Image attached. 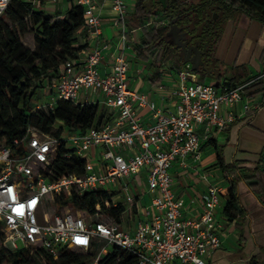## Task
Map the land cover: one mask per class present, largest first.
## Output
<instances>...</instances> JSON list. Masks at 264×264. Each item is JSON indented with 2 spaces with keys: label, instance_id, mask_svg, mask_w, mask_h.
Here are the masks:
<instances>
[{
  "label": "built area",
  "instance_id": "obj_1",
  "mask_svg": "<svg viewBox=\"0 0 264 264\" xmlns=\"http://www.w3.org/2000/svg\"><path fill=\"white\" fill-rule=\"evenodd\" d=\"M72 1L82 6L84 25L98 35L101 19L94 0ZM10 2L0 0V20ZM127 7L126 0H112V23L120 29L123 40L127 30L122 20ZM108 45L105 42L91 48L82 59L66 60L59 77L51 83L54 102H79L83 98L81 103H98L110 114L107 122L74 131L56 123L54 130L62 127L59 135L28 126L21 139L0 147L4 245L10 250L42 248L54 257L64 248L91 253L96 248L92 264L112 246L135 254L136 264H207V258L220 247L225 230L217 218L224 186L208 184L198 196L200 211L184 217L185 207L173 190L170 168L175 161L186 167L188 156L194 161L200 159L197 126H203L205 131L223 129L235 120L234 106L242 99L244 87L264 78V72L218 87L199 81L191 65L184 63L177 71L176 108L165 112L129 87L124 52L114 55L109 72L101 73ZM138 108L150 111V123H142ZM223 109L225 115L221 113ZM60 146L65 150L63 159L72 168L61 174L56 168ZM73 157L84 160L81 169ZM138 184L144 185L149 202L139 210L133 227L116 222L102 210L94 214L82 210L83 215L63 211L71 204L59 205L55 201L63 195L104 191L108 195L104 206L122 204L127 209L142 196L134 194Z\"/></svg>",
  "mask_w": 264,
  "mask_h": 264
},
{
  "label": "trees",
  "instance_id": "obj_2",
  "mask_svg": "<svg viewBox=\"0 0 264 264\" xmlns=\"http://www.w3.org/2000/svg\"><path fill=\"white\" fill-rule=\"evenodd\" d=\"M45 1L48 0H11L0 20V147L11 146L14 140L21 139L28 126L43 133L59 135L62 127L54 130L57 121L67 130L74 131L91 126L100 127L110 119L108 110L93 102L57 100L54 108L48 111L38 110L33 106L37 88H41L44 81L50 85L59 77L61 64L68 59L78 58L79 52L85 47L75 45V32L84 25L82 6L71 3L62 14H51L37 9V5ZM239 11L264 23V0H165L164 4L158 0H136L134 10L125 15L122 23L129 29H142L140 44L136 46V50L141 57H148L145 53L148 51L155 67L152 79L157 80L161 63L167 61L175 69H180L184 64L183 54L169 36V21L176 17V23L188 32V40L199 41L207 67L206 71L199 72L200 77L204 78L213 66V47L224 23ZM214 14L216 18L213 17ZM156 17L167 22L158 24L154 21ZM28 33L33 34V48L26 46L21 40V36ZM241 70L236 69L225 85H234L248 79L246 76L244 78ZM243 91L248 97L264 92V79L252 81ZM64 152V148L60 146L56 164L59 174L72 170L63 159ZM72 160L81 169L84 160L74 157ZM217 161L226 172H234V168L225 163L220 154L217 155ZM255 176L245 178L251 179L249 185L256 189L258 180L253 181ZM235 187L233 178L221 192V197L226 199L223 214L228 220L241 215ZM107 197L104 191H92L81 195L59 196L55 201L59 205L70 203L90 214L102 210L116 222L122 223V216L127 209L122 204L116 207L104 206ZM132 207L136 213V207ZM35 258L42 259V264H92L93 256L91 252L82 254L69 248L62 249L57 257L42 248L32 251L27 248L10 250L4 245V234L0 232V264H32ZM136 263L135 254L112 246L96 264ZM247 264H264V258L252 256Z\"/></svg>",
  "mask_w": 264,
  "mask_h": 264
},
{
  "label": "crops",
  "instance_id": "obj_3",
  "mask_svg": "<svg viewBox=\"0 0 264 264\" xmlns=\"http://www.w3.org/2000/svg\"><path fill=\"white\" fill-rule=\"evenodd\" d=\"M94 2L101 19L100 33L92 34L85 25L76 30L75 45H85L78 58L82 59L85 52L107 42L109 45L104 50L100 64L101 73L109 72L114 55L124 52L128 63L129 87L144 94L148 101L165 112L174 111L177 104L174 92L179 69L173 68L167 61L163 62L159 67V78L153 80L155 67L152 57L148 51H145L148 57H141L136 50V46L140 44L142 29L126 27L127 33L123 40L120 29L112 23L115 14L111 8L112 0ZM126 2L129 14L134 10L136 0ZM71 3L72 0H48L42 7L48 10L47 13L62 14ZM212 53L214 63L204 78L200 77V71H195L199 81L221 87L231 79L236 69H242L244 78L264 72V23L239 11L224 23ZM78 101L82 102L83 98ZM246 104L249 105L248 109ZM221 113L225 115L226 110L223 109ZM234 113L236 119L223 129L211 128L205 131L203 126H197L201 137L200 159L194 161L188 156L185 159L186 167L175 161L170 168L173 190L185 207L184 217L200 211L198 196L206 190L208 184L225 187L228 179H235L241 215L228 220L223 214L226 199H221L217 218L223 222L225 230L221 235L220 247L207 258V264H247L252 256L264 258V92L252 97L244 94L234 106ZM137 114L143 124L150 123V111L147 108H138ZM218 154L234 168V172L228 173L220 167ZM252 175H256L253 181L258 180L256 189L249 185L251 179L245 178ZM135 188V195L142 193L141 198H136L132 203L136 207V222L139 210L149 202V195L144 192L143 184H138ZM146 196L148 198L144 201Z\"/></svg>",
  "mask_w": 264,
  "mask_h": 264
},
{
  "label": "rangeland",
  "instance_id": "obj_4",
  "mask_svg": "<svg viewBox=\"0 0 264 264\" xmlns=\"http://www.w3.org/2000/svg\"><path fill=\"white\" fill-rule=\"evenodd\" d=\"M47 1H45L44 3L40 4L39 7L37 9L42 10L44 13H47V9L45 7H42V5L46 4ZM50 3H53V1H50ZM3 20H5V18H3ZM155 22L159 23H166V20H162V18L160 17H156L154 19ZM21 40L22 42L26 45L29 46L31 48H33L34 45V39H33V34L28 33L25 35L21 36ZM34 103L33 106L36 107L38 110H44V111H48L49 109L54 108L55 106V98H54V89L51 87V84H47L46 81H44L43 86L41 88H37V94L34 97ZM100 108H103V106L101 105ZM61 122L57 121V125H60ZM148 198V196H146L145 200ZM63 211H69V212H73V213H78L83 215V211L81 209H76L74 208L72 205H69L67 208L62 209ZM135 212H133V207L132 204L130 205V207H128L127 212L122 216V224L125 226H129V227H133L134 223H135ZM0 232H3L0 226ZM4 234V232H3ZM4 239H5V234H4ZM17 244L19 247H21L22 243L18 240ZM96 248L92 249V253L91 255L94 257H96L97 252L95 251ZM74 251L78 252V253H82V254H88L89 250H84L81 248H76L74 249ZM92 259V260H93ZM42 259H33L32 264H42Z\"/></svg>",
  "mask_w": 264,
  "mask_h": 264
},
{
  "label": "water",
  "instance_id": "obj_5",
  "mask_svg": "<svg viewBox=\"0 0 264 264\" xmlns=\"http://www.w3.org/2000/svg\"><path fill=\"white\" fill-rule=\"evenodd\" d=\"M164 4L165 0H158ZM176 17L169 21V36L176 47L179 48L180 52L184 56V63H189L191 69L195 71H206V65L203 60V50L199 48V41L195 39L193 43H189L186 38L188 35L187 31H181L182 27L176 23Z\"/></svg>",
  "mask_w": 264,
  "mask_h": 264
},
{
  "label": "flooded vegetation",
  "instance_id": "obj_6",
  "mask_svg": "<svg viewBox=\"0 0 264 264\" xmlns=\"http://www.w3.org/2000/svg\"><path fill=\"white\" fill-rule=\"evenodd\" d=\"M214 18H216L217 16L214 14V16H213ZM181 31H184L183 29H181ZM187 38V37H186ZM188 39V38H187ZM195 39H193L192 41H189V43L191 44V43H193V41H194ZM199 45V44H198Z\"/></svg>",
  "mask_w": 264,
  "mask_h": 264
}]
</instances>
